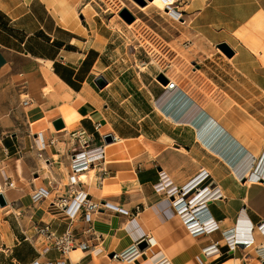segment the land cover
<instances>
[{
    "label": "crops",
    "instance_id": "1",
    "mask_svg": "<svg viewBox=\"0 0 264 264\" xmlns=\"http://www.w3.org/2000/svg\"><path fill=\"white\" fill-rule=\"evenodd\" d=\"M189 5L193 6L195 31L210 45L227 43L234 52L233 58L224 60L221 66L228 73L224 82L230 90L224 92L220 105L213 101L206 107L218 124L211 131L212 138L210 136L205 144L199 139L198 131L191 127L188 144L178 142L165 132L173 139L171 143L177 142L185 148L190 158L170 174L164 171V166L177 163L181 154L177 146L167 150L163 161L134 162L136 178L123 179L121 192L112 195V200L100 196L97 190H102L106 177L128 172L129 167L101 164L97 167L100 181L96 190L86 184L89 180L73 188L89 191L97 201H113L133 214L103 209L92 223L75 221L73 225L57 202L61 196L72 195L67 166L72 153L86 145L73 139V130L64 129V120V128H56L54 121L60 116L49 120L47 128L50 129L46 132L35 134L29 120L26 126H18L13 119L22 117L21 112L3 105L8 97L6 90L26 78L31 89L37 91L40 85H47L44 71L51 70L74 90L84 93L95 110L108 119L113 133H101L100 124L91 117H83L80 126L74 129L90 135L91 144H100L106 142L107 135L131 138L112 120L118 116L114 106L118 99L113 87L129 84L133 79L127 77L128 69L118 76L119 60L104 55L108 47H104L97 29L85 26L87 33L82 34L63 26L43 0H0V52L4 57L11 55L13 60H9V65L21 71L0 73V181L3 185L0 193L5 199V204L0 203V264H34L36 261L56 264L61 259L66 260V264H153L151 257L163 251L177 263L206 264L210 256L205 255L203 249L216 240L220 241V249L209 264H264L261 248L264 239L256 228L264 222V186L249 185L243 176L248 156L252 153L256 158L264 150V0H190ZM249 31L260 47L258 52L239 37ZM100 77L106 81L101 88L97 83ZM231 86L240 89L231 91ZM62 103L58 97L48 100L47 111L57 109ZM228 135L235 143L226 140ZM36 137H40L43 149L36 145ZM223 143L222 149H215ZM103 167L106 172L101 171ZM204 171L210 174L200 186L206 190L219 187L225 197L210 200L205 205L218 228L194 239L172 200L188 183L199 180ZM38 175L50 193L47 198L34 202V178ZM8 177L14 181L13 187L5 184ZM66 180L68 183L63 185ZM148 183L156 185L159 191L150 207L141 189ZM241 208L245 209L253 228H242L237 239L231 235L232 243L238 244L231 250L226 235L235 228ZM46 225L59 237L69 229L73 233L75 246L68 256L55 247L43 252L44 247L51 244L38 229ZM148 234L155 235L159 243L153 245ZM250 236L253 244L246 246L243 241ZM143 239H147L149 245L141 250L138 243ZM132 245L142 252V259L127 261L111 256ZM95 249H98V257ZM74 252L79 253L74 255Z\"/></svg>",
    "mask_w": 264,
    "mask_h": 264
},
{
    "label": "rangeland",
    "instance_id": "2",
    "mask_svg": "<svg viewBox=\"0 0 264 264\" xmlns=\"http://www.w3.org/2000/svg\"><path fill=\"white\" fill-rule=\"evenodd\" d=\"M176 2L179 4L178 12L182 13L179 20L172 19L167 13L154 10L147 0H83L78 8L79 17L84 25L88 28L90 26L92 30L97 29V33L102 35L104 47H108L104 55L119 60L118 76L128 69L127 77L133 79L129 84H117L113 87L118 99L114 105L118 116H114L112 120L127 131L130 137L144 135L160 148V157L143 156L134 162L163 161L167 150L177 148L171 143L173 139L167 137L165 132L173 138L176 137L178 142L188 144L191 142V127L174 125L154 104L155 92L160 86L159 80H162L161 76L164 75L160 73L161 70L170 75L166 76L167 79L176 80L190 96L205 107L213 101L220 105L224 92L230 90V86L224 82L225 77H229L228 73L221 66L224 60L228 61L233 56L227 55L219 45H210L195 31L192 23L193 6L189 5L190 0ZM122 5L124 6L120 8ZM139 7L145 9L141 10ZM126 9L135 18L131 23L128 22L129 16L125 15ZM2 54L0 52V73L21 72L9 65V60H13L11 55L4 57ZM20 81L16 87L6 90L8 97L3 105L20 111L22 117L13 120H16L18 126H26V121L32 122L45 115L48 112V100L57 96L55 92L48 94L43 92L46 84L40 85L36 91L31 89L26 78ZM98 87L101 88L100 85ZM231 87L233 88L231 91L240 89L238 86ZM181 92L180 94L184 96ZM25 97L32 99L31 106H24ZM33 107L39 108L36 115L32 112ZM14 129L10 126L11 131ZM51 149L54 151V147ZM118 165L107 163L108 167ZM99 181L93 174L86 184L92 185L93 190H96ZM66 183L68 180L63 185ZM97 191L100 196L103 195L101 190ZM110 199L112 200L111 197ZM137 221L138 219L134 222ZM199 255L205 259L202 253L199 252Z\"/></svg>",
    "mask_w": 264,
    "mask_h": 264
},
{
    "label": "bare ground",
    "instance_id": "3",
    "mask_svg": "<svg viewBox=\"0 0 264 264\" xmlns=\"http://www.w3.org/2000/svg\"><path fill=\"white\" fill-rule=\"evenodd\" d=\"M48 7L52 10L54 15L58 18L59 22L78 33L86 34L87 29L83 23V21L79 17V6L83 0H43ZM149 6H151L154 10L161 11L167 13L172 19L179 20L181 18V14L176 10V0H147ZM124 5L120 6L122 8ZM141 8V7H139ZM145 8H141L143 10ZM257 19V18H256ZM244 42H246L249 46L252 47L256 52L260 50L259 45L251 31L247 35L240 34L239 36ZM160 73L164 74L167 77L170 75L166 74L162 70ZM44 77L46 79L47 86L43 88V92L45 94L55 92L56 96L62 100V104L59 108L50 110L42 117L35 119L31 122L32 131L37 134L46 129L49 126V120L53 117L60 116L61 119L65 122L64 129L70 130L75 127L80 126L81 119L83 117H91L95 119L98 124H100V131L103 134L113 133L114 129L112 128L111 124L109 123L108 119L101 115L98 111L95 110V107L91 104L89 99L84 93L78 92L66 84L64 81L60 80L57 76H55L51 70L44 71ZM172 78V77H171ZM170 78V79H171ZM177 83V86L171 88L170 85L166 84L162 80H159L160 86L157 87V91L155 92L154 104L164 113V115L176 126H190L193 127L198 131V137L201 141L205 144L210 141L209 137L212 138L211 131L215 129L214 127L217 126V120H214L208 114L207 108L203 106L199 101L195 100L190 94L181 87V85L174 79L171 80V83ZM183 90V92H181ZM184 94L182 96L180 94ZM32 112L34 115L39 113V108L33 107ZM32 116V115H31ZM30 116V117H31ZM211 133V134H210ZM226 140L235 143V140L230 136H226ZM173 145H179V151H181L180 156L178 157L177 163L174 165H165L164 171L168 174L172 173L176 167L185 163L189 158V153L185 150L183 146H181L177 142H173ZM225 144H220L219 146H215V149H219L218 147L223 148ZM105 147V159L106 164L108 162L117 163L119 165L127 164L129 167L128 172H121L116 177H106L104 180V186L102 188V196L103 197H111L112 195L118 194L121 192V182L123 179L136 178V173L133 170V163L134 160L151 155L152 157L158 158L161 155L160 148H158L150 139H148L144 135H140L137 137L131 138H124L119 134H115V138L113 142L104 143ZM263 152L253 157L251 153L248 156V164L245 168V177H247V183L249 185L258 184L264 186V182H256L255 179L257 176H254L252 172H254L256 166L261 161V171L264 174V158L262 159ZM253 157V158H252ZM255 158V159H254ZM251 163V164H250ZM97 167L89 172H82L78 174V181L79 182H87L90 180V176L93 174L97 177ZM197 186H200L198 184ZM3 189V185L0 181V190ZM142 192L145 194V200L147 202V206L150 207L155 198H158L159 191L157 186L153 183L144 184L141 186ZM205 187H200L201 194L197 200L198 202L208 198L209 191H204ZM180 196H178L179 198ZM210 201V200H207ZM219 201V200H218ZM113 204V207H119V205L113 203V201H109ZM197 206V205H196ZM242 208L239 210L238 219L235 228L232 230L229 235L239 236L242 231V228L249 229L252 228V223L246 218L245 210L241 211ZM189 213H191V208H189ZM180 217V216H179ZM181 218V217H180ZM182 219V218H181ZM247 233V232H246ZM248 234V233H247ZM149 241L156 245L159 243L158 238L153 234H148ZM251 239V238H246ZM195 242H197L195 240ZM118 256L124 257L127 261H132L135 258L142 259V252L137 248V246L132 245L131 247L123 250H117ZM75 253V252H74ZM79 252H76L74 255H78ZM98 249H95L94 254L98 257ZM217 257V254L210 255L207 259L206 264H209L210 261H213ZM151 261L153 264H173V260L170 259V256L167 255L165 251L151 257ZM228 264H233L232 262Z\"/></svg>",
    "mask_w": 264,
    "mask_h": 264
},
{
    "label": "built area",
    "instance_id": "4",
    "mask_svg": "<svg viewBox=\"0 0 264 264\" xmlns=\"http://www.w3.org/2000/svg\"><path fill=\"white\" fill-rule=\"evenodd\" d=\"M176 10L179 9V4H175ZM182 14V13H180ZM167 84L171 86V88H174L177 86V83L175 84L171 80L168 79ZM32 100L29 98H24L23 104L24 106L28 107L31 104ZM73 139L79 143H83L85 148L82 150H77L72 153L71 162L67 166V172L69 175V181L71 188L75 186H80L81 183L78 181V174L82 172H89L91 173V170L93 168H96L100 166L101 164L106 163L105 159V142H100V144H91V136L88 135L85 132L80 131H73L71 133ZM36 145L39 149H43V145L40 142V137L35 138ZM264 158V153L262 155V159ZM261 161L256 166L254 172L252 174L254 176H257L255 181L256 182H264V174L263 171H261ZM101 171L106 172V168H101ZM209 172L204 171L202 172L201 178L199 180H193L190 183H188L185 187H183L182 191L178 196H176L173 200V206L177 212V214L182 218V221L186 228L189 231V234L194 239H199L203 236H205L207 233L216 230L218 228L217 223L212 221V216L208 212L207 207L205 206L208 201L207 200H216L220 198H224V194L219 190V187H215V189H210L209 196L202 202V200L195 203L197 200V195H202L200 187L197 186L198 184H201L205 179L208 178ZM35 179V189L33 192V200L34 202H39L42 199H45L48 197L50 190L45 186L44 182L40 180L39 175L34 178ZM5 184L13 187L15 185L14 181H11L10 177L5 178ZM200 181V182H199ZM247 181V177H246ZM86 182V181H85ZM206 189V188H205ZM204 189V191H206ZM57 204L64 210L66 216L70 219L71 223L75 221H83L86 223H92L96 217V214L100 213L103 209L106 210H116L120 213L132 215L133 212L131 210L125 209L123 207H113V204H111L109 201H97L93 198V196L89 193V191H86L85 189H72V195H66L61 196L57 202ZM197 205V206H196ZM189 208H191V213H189ZM137 210L140 209L139 207L136 208ZM245 209H242L243 211ZM138 214V213H137ZM74 225V224H73ZM72 225V226H73ZM253 228V225H252ZM256 228L261 232L262 237L264 239V222L259 223ZM91 230V229H89ZM38 232L50 242L51 245L47 244L43 252L47 253L51 248H57L59 249L65 256H68L72 249L74 248V238L73 233L69 230L67 232L59 237L56 235L55 232H53L49 225H46L44 227H40L38 229ZM231 235L227 234L226 239L228 240L229 249L233 250L237 247L238 244L232 243L230 238ZM249 238L252 239V236ZM251 239H247L244 242L246 246H249L253 244ZM261 248L264 249V242L261 246ZM220 249V241H212L211 244L206 246L203 249V253L207 256L215 254ZM114 258L119 257L118 254L114 253ZM121 257V256H120ZM124 259V257H122ZM34 264H53V263H42L40 261L34 262ZM56 264H66V260L61 259L56 262Z\"/></svg>",
    "mask_w": 264,
    "mask_h": 264
},
{
    "label": "water",
    "instance_id": "5",
    "mask_svg": "<svg viewBox=\"0 0 264 264\" xmlns=\"http://www.w3.org/2000/svg\"><path fill=\"white\" fill-rule=\"evenodd\" d=\"M125 15H126V16H129V18H130V19L128 20V22L131 23V22L134 21V19H135L134 16L131 15L130 12H129L127 9L125 10ZM219 47H220L221 49H223V51H224L227 55H229L230 57L233 56L234 52H233V50L231 49V47H230L227 43H220V44H219ZM161 78H162V80H164L165 83H167L168 79L166 78L165 75H162ZM97 83H98V85H100L101 87H104V86L106 85V81H105V79L102 78V77H100V78L97 80ZM54 125L56 126L57 129H61V128H63V127H64L63 119H61V118H60V119H57L56 121H54ZM104 139H105V141H106L107 143H110V142H113V141H114V137H113L112 135H107V136H105ZM176 146L179 147V145H176ZM0 203H1V204H5V199H4V196H3L2 193H0ZM148 245H149V243H148L147 239H143L142 241H140V242L138 243V247H139V249H141V250L146 249V248L148 247ZM111 256H114V253H113Z\"/></svg>",
    "mask_w": 264,
    "mask_h": 264
}]
</instances>
